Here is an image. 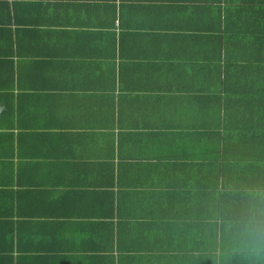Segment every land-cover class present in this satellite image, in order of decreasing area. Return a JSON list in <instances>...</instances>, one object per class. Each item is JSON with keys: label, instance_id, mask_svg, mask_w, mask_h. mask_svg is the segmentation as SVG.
<instances>
[{"label": "crops", "instance_id": "1", "mask_svg": "<svg viewBox=\"0 0 264 264\" xmlns=\"http://www.w3.org/2000/svg\"><path fill=\"white\" fill-rule=\"evenodd\" d=\"M264 0H0V264H257Z\"/></svg>", "mask_w": 264, "mask_h": 264}, {"label": "clouds", "instance_id": "2", "mask_svg": "<svg viewBox=\"0 0 264 264\" xmlns=\"http://www.w3.org/2000/svg\"><path fill=\"white\" fill-rule=\"evenodd\" d=\"M248 206L227 221L229 230L257 264H264V191L250 192Z\"/></svg>", "mask_w": 264, "mask_h": 264}]
</instances>
